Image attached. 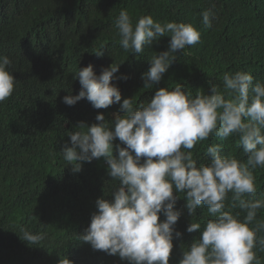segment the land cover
<instances>
[{
	"label": "trees",
	"instance_id": "16d2710c",
	"mask_svg": "<svg viewBox=\"0 0 264 264\" xmlns=\"http://www.w3.org/2000/svg\"><path fill=\"white\" fill-rule=\"evenodd\" d=\"M121 9L133 24L141 16L162 24H192L200 42L177 53L161 82L145 89L141 76L148 61L167 50L169 38L145 46L138 55L125 52L114 27ZM207 9L215 15L210 28L201 22ZM0 56L10 59L6 70L16 80L13 94L0 103V264H59L65 257L72 264H128L78 239L97 211L95 201H111L118 182L108 176L103 158L82 162L81 171L73 172L60 152L71 146L67 133L79 130V123L91 126L103 114L111 124L124 113L119 103L107 109H94L86 99L64 104L63 97L80 91L75 72L91 64L99 75L101 68L120 64L111 83L118 87L121 103L133 98L134 106L150 102L159 88L172 90L177 84L193 95L198 90L211 95L210 82L223 92L224 74L236 71L264 83V0H0ZM237 141L236 135L226 140L210 135L191 151L198 166L208 163L204 153L212 144L223 145V155L244 162L247 157ZM253 175L257 191L246 198L264 199V168ZM173 194L175 209L182 213L175 224L181 237L172 241L169 264H179L182 251L199 238V232L187 233V226L198 222L203 228L213 217L205 207L190 216L184 194ZM230 199L231 193L226 209ZM232 213H239L240 220L246 214L239 208ZM159 219H165L162 213ZM256 219L264 220V209ZM21 228L45 238L28 245L19 238ZM254 251L264 264V251Z\"/></svg>",
	"mask_w": 264,
	"mask_h": 264
},
{
	"label": "clouds",
	"instance_id": "9594fccd",
	"mask_svg": "<svg viewBox=\"0 0 264 264\" xmlns=\"http://www.w3.org/2000/svg\"><path fill=\"white\" fill-rule=\"evenodd\" d=\"M200 15L204 27L210 28L213 11ZM114 27L121 48L133 55L160 38H169L167 50L148 61L149 68L141 76L145 89L161 82L177 53L200 42V32L192 24H162L151 16H141L133 24L126 9L120 10ZM10 63L7 56H0V103L14 91L16 80L6 70ZM119 67L112 63L101 68L99 75L91 64L76 71L80 91L62 101L73 106L86 99L94 109L119 103L124 113L111 124L103 114L96 115L97 123L91 126L79 123V130L67 133L71 146L65 145L60 152L73 172L81 171L82 162L103 158L108 176L118 182L111 201H95L97 211L78 239L128 264H169L172 241L181 237L175 224L182 213L175 209L173 193H183L190 216L205 207L213 218L203 228L198 222L187 226V233L199 232V238L182 251L179 264H261L254 249L264 251V236L258 235L264 232V220L256 219L264 199L246 197L257 191L253 172L264 168V83H254L250 73L236 71L224 74L223 92L210 82L211 95L199 90L193 95L177 84L172 90L159 88L150 102L134 106L133 98L121 103L120 91L111 83ZM210 135L219 140L236 135L246 161L223 155V145L212 144L204 153L208 163L198 166L191 150ZM116 139L120 144L114 147ZM235 208L246 213L243 220L239 213L233 215ZM20 232L19 238L28 245H39L45 238L24 228ZM59 264L72 262L65 257Z\"/></svg>",
	"mask_w": 264,
	"mask_h": 264
}]
</instances>
